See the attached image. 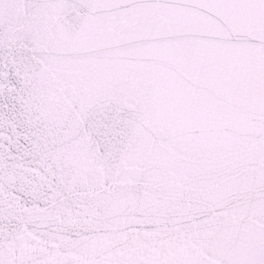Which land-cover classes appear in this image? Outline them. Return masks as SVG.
<instances>
[{"label":"snow or ice","instance_id":"1","mask_svg":"<svg viewBox=\"0 0 264 264\" xmlns=\"http://www.w3.org/2000/svg\"><path fill=\"white\" fill-rule=\"evenodd\" d=\"M0 264H264V0H0Z\"/></svg>","mask_w":264,"mask_h":264}]
</instances>
